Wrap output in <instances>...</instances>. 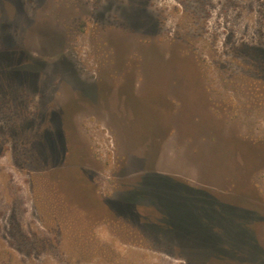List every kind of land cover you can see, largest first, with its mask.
Instances as JSON below:
<instances>
[{"label":"rangeland","instance_id":"obj_1","mask_svg":"<svg viewBox=\"0 0 264 264\" xmlns=\"http://www.w3.org/2000/svg\"><path fill=\"white\" fill-rule=\"evenodd\" d=\"M258 47L264 0H0V264H264Z\"/></svg>","mask_w":264,"mask_h":264},{"label":"trees","instance_id":"obj_2","mask_svg":"<svg viewBox=\"0 0 264 264\" xmlns=\"http://www.w3.org/2000/svg\"><path fill=\"white\" fill-rule=\"evenodd\" d=\"M255 50L262 53L260 60L262 63V69H264V48L258 47V48H255ZM56 192H58V190H56ZM56 192H55V194H56Z\"/></svg>","mask_w":264,"mask_h":264}]
</instances>
